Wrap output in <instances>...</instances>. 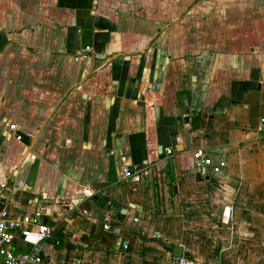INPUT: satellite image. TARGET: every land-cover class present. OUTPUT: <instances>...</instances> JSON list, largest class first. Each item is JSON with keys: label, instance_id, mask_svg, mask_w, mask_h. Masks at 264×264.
<instances>
[{"label": "crops", "instance_id": "1", "mask_svg": "<svg viewBox=\"0 0 264 264\" xmlns=\"http://www.w3.org/2000/svg\"><path fill=\"white\" fill-rule=\"evenodd\" d=\"M0 184L52 264H264V0H0Z\"/></svg>", "mask_w": 264, "mask_h": 264}, {"label": "built area", "instance_id": "2", "mask_svg": "<svg viewBox=\"0 0 264 264\" xmlns=\"http://www.w3.org/2000/svg\"><path fill=\"white\" fill-rule=\"evenodd\" d=\"M89 48L81 54L83 60L91 58ZM17 126H9L8 137L20 139L16 134ZM167 156L174 154L173 149L167 148ZM195 166L199 171L207 168L215 174H222L227 168V162L220 160L215 163L205 150L198 149L193 153ZM155 169V168H154ZM154 169L135 171L128 165L123 166V178L132 183H141L145 177L152 176ZM6 184H0V190L5 189ZM47 215L43 211L24 213L19 216H10L7 210L0 211V264H52L46 254V244L55 236V228L46 221ZM105 230H110L108 224ZM118 247L128 249V243L119 242ZM173 264H206L201 261L182 256L173 258Z\"/></svg>", "mask_w": 264, "mask_h": 264}, {"label": "rangeland", "instance_id": "3", "mask_svg": "<svg viewBox=\"0 0 264 264\" xmlns=\"http://www.w3.org/2000/svg\"><path fill=\"white\" fill-rule=\"evenodd\" d=\"M116 228V226H114ZM129 232H131L133 234V236H141V232L143 233V221H141V223H133V221H131L130 225L128 226L127 228V233L126 235H121V237L124 239V240H127L129 237H128V234ZM131 235V234H130ZM128 237V238H127ZM139 249V248H138ZM137 249V250H138ZM64 250V251H63ZM79 249H68L66 250L65 249V245H64V248L62 249V254L60 255V264H77V259L76 257L78 258L79 257ZM109 254V258H110V261L112 264H131L130 261L127 259V262L125 260V263H118L119 262V256L116 255L112 249L108 252ZM160 256H156V258H158ZM144 259L145 260H149V258H147V253L144 254Z\"/></svg>", "mask_w": 264, "mask_h": 264}, {"label": "water", "instance_id": "4", "mask_svg": "<svg viewBox=\"0 0 264 264\" xmlns=\"http://www.w3.org/2000/svg\"><path fill=\"white\" fill-rule=\"evenodd\" d=\"M98 58H101V57H98ZM188 115H189V112H187V116L185 118V122H187V123L189 122ZM200 176H201V174L198 175V178H200ZM101 187L103 188L104 186H101ZM4 208H5V206L0 203V211L4 210ZM102 220H103V218H102ZM173 255L176 258H181L183 256V249L181 247H178V246L173 247Z\"/></svg>", "mask_w": 264, "mask_h": 264}]
</instances>
